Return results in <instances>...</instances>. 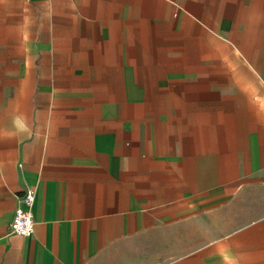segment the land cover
I'll return each instance as SVG.
<instances>
[{"label":"crops","instance_id":"obj_1","mask_svg":"<svg viewBox=\"0 0 264 264\" xmlns=\"http://www.w3.org/2000/svg\"><path fill=\"white\" fill-rule=\"evenodd\" d=\"M188 1L0 0V264H264V98L234 177L208 112L195 133L194 105L174 104L161 135L131 102L175 90L171 56L139 40H170ZM27 188L30 237L10 227Z\"/></svg>","mask_w":264,"mask_h":264},{"label":"rangeland","instance_id":"obj_2","mask_svg":"<svg viewBox=\"0 0 264 264\" xmlns=\"http://www.w3.org/2000/svg\"><path fill=\"white\" fill-rule=\"evenodd\" d=\"M191 4L195 14L175 16L179 20L178 29L171 32L170 40L159 26L152 30L147 26L143 32L145 38L139 40V53L171 56L173 62L162 66L170 71L166 83L175 90L159 95L149 89L151 92L146 95L130 98L131 102L150 104L149 109L136 113L150 124L160 119L156 127L161 135L170 133L179 114L169 110L174 104L194 105L195 133L208 112L210 134L220 132L225 136L227 177H234L238 170L234 156L246 150L248 138L259 129L257 120L262 117L254 100L264 98V0H189L188 5ZM5 23L8 17L0 14L2 29ZM139 33L143 35L142 31ZM6 35L0 30V44H4ZM5 50L0 45L2 58L8 54ZM147 65L152 66L155 78L158 68ZM160 75L158 72L157 76ZM222 92L225 102L217 104ZM233 93L237 95L235 100ZM261 109L264 114V107ZM218 121L224 122V127L212 125Z\"/></svg>","mask_w":264,"mask_h":264},{"label":"built area","instance_id":"obj_3","mask_svg":"<svg viewBox=\"0 0 264 264\" xmlns=\"http://www.w3.org/2000/svg\"><path fill=\"white\" fill-rule=\"evenodd\" d=\"M35 197L34 188H27L20 196V204L10 225L12 233L26 237L34 234L36 222L33 215V205Z\"/></svg>","mask_w":264,"mask_h":264}]
</instances>
